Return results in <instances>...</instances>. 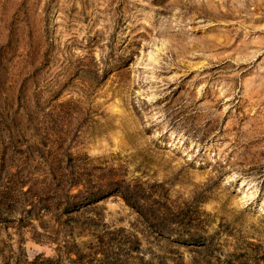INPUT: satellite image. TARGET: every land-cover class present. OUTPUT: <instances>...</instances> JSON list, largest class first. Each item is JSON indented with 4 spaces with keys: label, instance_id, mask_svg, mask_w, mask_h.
Returning a JSON list of instances; mask_svg holds the SVG:
<instances>
[{
    "label": "rangeland",
    "instance_id": "1",
    "mask_svg": "<svg viewBox=\"0 0 264 264\" xmlns=\"http://www.w3.org/2000/svg\"><path fill=\"white\" fill-rule=\"evenodd\" d=\"M0 264H264V0H0Z\"/></svg>",
    "mask_w": 264,
    "mask_h": 264
}]
</instances>
